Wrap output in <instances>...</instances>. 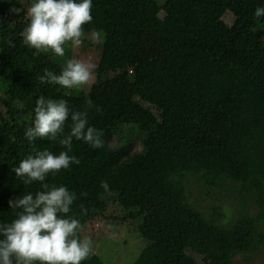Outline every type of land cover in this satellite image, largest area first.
Returning a JSON list of instances; mask_svg holds the SVG:
<instances>
[{
	"label": "trees",
	"instance_id": "1",
	"mask_svg": "<svg viewBox=\"0 0 264 264\" xmlns=\"http://www.w3.org/2000/svg\"><path fill=\"white\" fill-rule=\"evenodd\" d=\"M29 6L30 0L25 5L6 0L0 15V93L9 100L0 115V221L14 218L10 198L40 190L36 184L22 185L11 169L36 151L63 150L58 142L30 144L24 135L35 101L43 95L87 110L89 124L103 133L100 149L74 141L69 155L80 164L48 178L76 192L72 212L82 230L117 204L145 242L131 264H230L238 258L248 263L255 252L264 256V40L251 51L248 39L259 31L264 37V18L254 16L264 0H93V20L85 32L118 34L121 55L111 70L96 72L88 91L39 83L45 68L58 74L57 64L64 60L51 53L34 56L35 50L25 47L21 33ZM227 13L232 25L224 21ZM143 32L156 42L180 43L185 57H142L129 63L127 55L136 54ZM250 52L253 67L244 73L239 62ZM109 71L118 76L103 78ZM126 81L132 84L130 96ZM113 139L120 142L110 145ZM138 139L141 151L131 153L129 145ZM121 163L142 166L137 181L143 198L131 188L108 196L100 187ZM191 181L200 189L236 192L244 210L249 211L251 200L257 213L224 222L213 210L208 218L190 200ZM81 206L86 216H80ZM82 264L102 261L95 254Z\"/></svg>",
	"mask_w": 264,
	"mask_h": 264
},
{
	"label": "clouds",
	"instance_id": "2",
	"mask_svg": "<svg viewBox=\"0 0 264 264\" xmlns=\"http://www.w3.org/2000/svg\"><path fill=\"white\" fill-rule=\"evenodd\" d=\"M92 8L93 0H30L29 20L21 33L25 47L34 49V56L51 53L64 60L58 74L43 70L38 77L41 85L78 90L91 81L94 65L66 58V50L83 46L87 35L84 26L93 20ZM254 16L264 18V6L257 7ZM104 38L102 30H92V44L101 45ZM86 104L88 109L93 107L91 99ZM33 113L24 133L27 141L58 142L63 150L58 154L47 149L36 151L11 169L22 185L36 184L40 190L7 201L14 218L0 221V264H82L90 258L94 241L89 235L81 236V220L72 212L77 194L67 186L48 183V178L80 164L75 155H69L74 141L100 149L104 146L103 133L89 124L87 110H74L65 99L41 95ZM100 187L106 195H113L107 182ZM87 212L81 206L80 216Z\"/></svg>",
	"mask_w": 264,
	"mask_h": 264
},
{
	"label": "rangeland",
	"instance_id": "3",
	"mask_svg": "<svg viewBox=\"0 0 264 264\" xmlns=\"http://www.w3.org/2000/svg\"><path fill=\"white\" fill-rule=\"evenodd\" d=\"M27 0H19L21 5H25ZM6 0H0V15L2 8L5 5ZM24 19L29 20L27 16V10L24 12ZM163 16V14H160ZM224 21L228 25H232L233 16L227 13L224 16ZM146 33H141L137 39V46L134 56L127 55V61L130 63L135 59L140 58H158L160 60L166 61H178L185 57V49L180 43H168L163 41H153L147 38ZM263 35L259 32H252L248 35V39L252 42L251 51L257 49L261 45V40H264ZM120 36L116 33H106L105 40L101 45H94L91 42V35H86L84 44L80 48H71L70 55L68 58H75L82 60L87 63L94 65L93 76L88 85L84 86L83 89L88 91L92 84L97 78L96 72L109 69L111 70L112 65L119 62L120 59V49L118 46V41ZM145 44V43H147ZM254 43V44H253ZM257 46H254V45ZM146 45V47H145ZM254 53L250 52L245 57L240 60V70L244 73H249L253 67ZM63 59V58H62ZM58 63L57 65L61 68L63 65ZM61 65V66H60ZM131 74V72H129ZM113 76H118L117 73L108 72L103 75V78H108ZM126 93L131 95L132 84L130 81L125 82ZM8 97L5 94L0 93V115L5 114V106L8 103ZM146 108H152L151 105L146 104ZM123 137L122 139H124ZM139 140V139H138ZM119 139H113L110 145L118 144ZM128 150L131 153H136L141 151L140 140L132 141L130 143ZM142 171V166H131L126 164H119L117 166L114 176L108 182L109 189L115 196L116 193L121 188H131L135 191L134 194H138L139 198H143V188L137 181L138 175ZM191 192L189 197L194 206L206 217H210L213 210L222 217L221 220L224 222L235 221L237 216L242 213L248 212L250 215L257 213L256 204L249 200L250 209L245 211L243 206L239 203L236 192L228 193L221 189L215 190L216 188H202L200 189L194 181L190 182ZM218 189V188H217ZM124 214L119 210L117 204H111L105 216L98 218L88 224H86L82 230V236L89 235L94 241V250L91 255H97L100 257L102 264H131L133 263L141 249L144 247L145 242L141 239L138 233V226L132 220H124ZM224 217V218H223ZM219 220V221H221ZM172 250L178 252H186L192 255L198 260V257L190 251H185L184 249L178 247H171ZM257 255V256H256ZM230 264H264L263 254L256 253L252 256L250 262H246L244 259H235Z\"/></svg>",
	"mask_w": 264,
	"mask_h": 264
}]
</instances>
